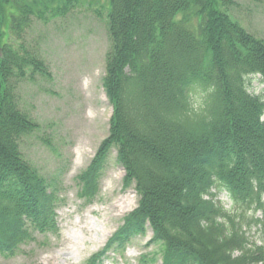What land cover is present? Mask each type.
Returning a JSON list of instances; mask_svg holds the SVG:
<instances>
[{"label":"trees","instance_id":"1","mask_svg":"<svg viewBox=\"0 0 264 264\" xmlns=\"http://www.w3.org/2000/svg\"><path fill=\"white\" fill-rule=\"evenodd\" d=\"M56 1L61 16L78 2ZM47 3L0 0L2 255L15 254L36 232L59 230L58 190L21 151L38 124L17 97L21 82L50 73L1 31L15 5L9 31L21 40ZM233 4L110 0L103 87L114 115L98 156L78 177L80 197L95 200L116 149L125 185H135L140 200L106 249L150 228L163 247L161 264H264V96L250 92L256 77L264 85V40L232 18L225 7Z\"/></svg>","mask_w":264,"mask_h":264},{"label":"rangeland","instance_id":"2","mask_svg":"<svg viewBox=\"0 0 264 264\" xmlns=\"http://www.w3.org/2000/svg\"><path fill=\"white\" fill-rule=\"evenodd\" d=\"M232 1L225 7L232 18L264 40V0ZM47 6L43 18L33 17L17 41L9 25L11 12L19 10L7 7L1 31L3 39L22 44L41 58L50 73V77L36 73L21 82L17 97L22 110L38 124L23 138L21 151L58 190L59 230L32 234L15 254H0V264H161L163 247L153 240L150 228L123 247L106 249L140 200L135 185H125L126 171L117 161L116 149L106 158L95 200L88 203L80 197L78 177L98 156L114 115L103 87L112 48L110 0H78L62 16L54 12L60 2L51 0ZM250 92L264 96L259 77ZM220 198L229 208L226 194Z\"/></svg>","mask_w":264,"mask_h":264}]
</instances>
